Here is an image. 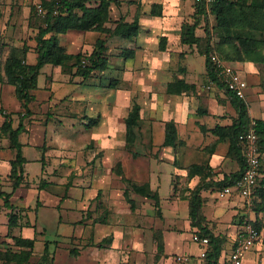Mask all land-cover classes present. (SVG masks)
<instances>
[{"label": "crops", "instance_id": "0c3cea01", "mask_svg": "<svg viewBox=\"0 0 264 264\" xmlns=\"http://www.w3.org/2000/svg\"><path fill=\"white\" fill-rule=\"evenodd\" d=\"M191 3L192 0H140V6H138L140 9L139 30L136 36L131 39H123L115 35L111 36L110 34L105 36L95 31L85 32L82 51L86 50L90 53L95 41L98 38H105L109 64L105 70L95 71L87 78L63 73L59 70L60 67H53L51 64H45L39 69L36 88L29 92L33 100L28 104V113L22 120L23 130L18 135V142L21 144V152L25 162L23 164V179L15 188L12 186L9 174L11 172V161L15 158L16 151L11 147V143L5 133L1 132V126L6 121L11 124V129H16L20 122V117L25 114V111L17 99L14 85L10 84L7 80L4 64L10 49H22L26 47L23 63L25 65H34L37 60L35 52L36 42L35 39L21 40L20 37L14 35L17 31L20 32L16 28V32L13 28L8 31L9 38L0 39V252L5 251L7 248L17 251L19 248L14 245L13 237H21L35 240L33 256L38 257L43 253L44 243L48 242L49 252L53 255L54 264L55 251H52V246L58 247L60 240L63 238L67 239L68 235H56L55 233L56 237L53 240H47L43 236L44 231H37L35 229L40 211L51 209L55 213V220L58 214L57 226L63 222L62 213L64 215L71 212L79 214V219L77 220L78 231L72 237L77 239L76 242L80 241L81 246L75 255H80L82 252L85 253L88 250L87 252L95 256L97 264L109 263L107 261V252L112 250L111 246L115 239L111 231H115L114 229L117 227L115 218V214L117 213L116 209L109 205L111 203L109 199L107 209L101 211L99 206L100 198L97 199L101 188H94L93 184H91L87 187L85 186V188L82 187L85 190L75 195L70 191L73 187L68 188L66 184H55L49 181L48 183L40 182L37 185L36 182L37 179L43 177V157L49 156V152L51 151V145L44 144L45 135L52 133L56 141L65 145L68 143V133L66 132L64 135H61L62 130L57 129V123L60 122L61 125L68 127L72 121L74 122L73 118L70 119V117H74L75 119V113L78 115L77 110L73 113L67 112L71 108L68 105V101L77 102V106L81 108V113L82 110L87 108L90 109V113H93L92 110L96 109V105H98L97 102L95 103L92 99H86L84 96L72 97V94L66 87L72 84H77V86L85 85L89 81L96 80L95 78L99 77L98 86L106 83L102 81L105 78L108 80L107 92L110 94L111 92H118V95L113 99V107L117 105L123 106V109L129 112L134 102L139 104L140 117L138 129L135 130V142L141 140L143 143H150L152 141L159 143V149L161 150L158 153V158L152 156L149 149L142 150L141 154L134 151L129 156L131 159L137 158L139 155L144 158L147 167H149L148 178L144 182L139 181L136 184L148 182L150 189L158 192L161 206L163 199L159 193L161 171L153 168L155 166H163L169 175L170 190L165 196L166 200L169 196L173 195L172 175L177 170L184 171V166L177 164L178 157L177 153L174 152L175 149L163 145L166 123L169 121L174 123L176 142L177 140L184 142L187 135H189V139L186 140L188 142L197 141L199 145L204 142L203 147L198 146L199 149L195 147L198 157L195 156L193 161L188 165H200L204 167L203 176L195 174L189 177L185 193L187 197L183 196V200L174 199L173 201L174 207L183 206L186 209L182 226L178 224L180 217L179 209H175L172 211L171 225H166L167 217L165 213L153 219L139 212L138 217L143 219L144 224L136 223V225H132L131 223L128 224L129 221H127L126 224L131 226V230H139L143 237L147 239L148 236H152L156 232L161 233L163 238V254L166 256V260L171 255L186 254L191 257L194 256L192 261L196 259L198 261L196 262L197 264H205L206 261L199 259V254H195L197 255L195 256L182 250L179 232L186 230L190 235L193 233L203 235L205 232H208L222 241L220 255L216 264H228L229 253L235 243L236 235L240 229L239 226H241L245 218H248L253 223L254 221L258 223L261 241L246 253L244 261L246 264H256L259 261L264 264V154H261L263 170L258 178L260 184H258L259 188L255 193V202L251 210L244 207L242 199L235 192L222 199L217 197V192L221 189L224 178L234 174L239 168L236 161L229 158L227 154V147L230 144L231 138L226 132V129L234 124L238 113L225 90L217 88L207 77L204 57L198 55L199 58H197L191 51L183 49V44H181V27L184 23L189 22L186 19L187 16L189 17L190 15L191 17L192 14ZM126 4V2L121 4L119 9L114 5L110 8L109 16L113 21L118 20L121 16L127 22L132 21L136 12H134L132 17H128L126 11L129 6L127 7ZM130 8L133 7L130 6ZM5 25L4 23L1 24V32H3ZM25 25L22 23V27L25 26L26 28L25 30L29 29L27 21H25ZM114 26L111 24L110 28H114ZM197 36L199 35L197 34ZM161 43L165 45L164 51L159 50ZM122 50H132L133 53L124 59L121 55ZM196 58L197 65L194 68ZM171 61L177 64L180 63L181 65L179 64L175 68L176 70L172 69L169 67V62ZM240 67L242 68L241 72L243 75L246 74L251 78H264L263 63L250 61L240 64ZM41 76H44L42 84L39 82ZM175 80H182L191 88L182 89L179 94H169L167 86ZM207 87L209 89H206ZM121 92L124 94L123 96H120ZM254 93L256 94L255 102L258 104L257 107L263 109V92L259 93V91H255ZM110 103H107V110L110 107ZM52 111L55 113L50 118L48 115ZM248 114L250 120L253 118L254 120L264 122V116H261L260 113L257 115L255 113L252 115ZM4 115H8V118H5ZM83 115L94 119V117L86 115V113ZM82 117L80 119L84 118ZM88 121L90 122L91 120L85 118L84 121H79L86 129L83 130L84 132L82 130H78V132L84 134L90 130L91 135H94L97 143L104 142L98 131L99 125L90 124L87 127ZM41 130L43 131V138L39 134L35 140L32 139L31 142L28 140L30 139L28 137L34 135L35 132L40 133ZM106 132V138L108 139L111 133L107 130ZM243 135L244 133H242L241 137ZM31 147L35 148V154L29 158L26 150L31 149ZM45 147L47 151L43 149ZM29 164L35 166V171L32 175L27 171ZM121 164L124 171L123 161ZM154 174L157 181L156 184H153L152 175ZM201 184L203 187L200 191L202 200L200 215L198 220L192 221L189 216L190 193ZM124 187L122 184L117 187H110V197L115 193L117 195L119 193V197L122 199ZM75 196L79 198V201L76 199L79 203L77 206H73L72 203L69 204L70 199H73ZM139 197L147 203L149 202L148 200H151L142 196ZM130 198L135 201L134 197ZM120 206L122 207V205ZM133 210L130 208L124 210L125 212L122 211L124 212L121 215L123 218L120 219L127 220L131 217L128 214L134 213ZM153 211L155 213L154 207ZM101 212H103L105 218L100 223V220L97 219L100 217ZM149 212L152 213L151 211ZM11 215L17 216V224L9 229V218ZM133 221L135 222L136 220ZM121 225L124 228L127 227L125 226V222H122ZM98 226L107 228L108 234H100V236L102 235V239L106 235L110 236L112 239L111 245L101 244L102 239H100V236L93 241L92 236L95 235L94 229H97ZM91 230H93V235L91 234ZM105 242L108 243L107 241ZM38 243H40L41 247L37 253L35 248ZM96 245H101L102 248H98ZM175 247L177 251L174 249ZM150 249L153 253L157 250V247H153L152 245ZM209 250L210 247H208L207 252ZM145 251L147 250H139V253Z\"/></svg>", "mask_w": 264, "mask_h": 264}, {"label": "rangeland", "instance_id": "374dc122", "mask_svg": "<svg viewBox=\"0 0 264 264\" xmlns=\"http://www.w3.org/2000/svg\"><path fill=\"white\" fill-rule=\"evenodd\" d=\"M44 0H0V26L1 24H6L3 28V32L0 31V39L9 38L8 37V31L11 30V28H15L20 30L15 31L16 33L14 35L21 38V40H32L35 39V36L37 34V24L40 22V18L43 15V11H38L39 4L42 3ZM48 1V0H45ZM196 1L199 2V0H192V14L191 17L187 16V19L190 23L195 21L196 18V9H195V3ZM127 11L126 14L128 17H132L134 12H136L139 7L136 5H128L126 4ZM133 7V8H130ZM135 6V7H134ZM195 16V17H194ZM202 20L199 21V25L196 27V34L203 37L205 35L204 29L205 26L209 29L213 26H215V18L210 12L207 15V23L203 18H200ZM35 20H37V24L35 23ZM25 21H27L28 28L25 30ZM188 22V23H189ZM22 23L25 25L22 27ZM106 26L110 27L111 24H107ZM237 34L245 36H253L255 38H260L261 42L264 41V34H260L258 32H247L246 29L242 27H236ZM212 35L211 38V44L217 43L218 38L215 36V32H210ZM2 34V35H1ZM50 35V34H49ZM84 37L85 33L78 30H69L64 34H58V45L63 47L64 52L67 55H76L78 53H84L88 54V51H82V44L84 43ZM263 43H261V50L262 53H264V46H262ZM239 45H229L227 48H224L223 52L220 53L217 49L213 50L211 53V57L221 61L222 64L225 65V67L230 68L234 71H237L242 79L245 82V87L243 89V99L247 103L248 113L250 115L254 114L257 115L260 113L261 116H264V108L259 109L257 102H255V91H259V93L263 92L264 94V78H251L248 77V75H243L242 68L240 67V64H244L245 62L250 61H242L237 57L236 54V48H238ZM183 49L189 50L192 52V54L196 55L197 58L198 55V48L196 45L188 46L183 44ZM259 54V53H258ZM264 55V54H263ZM203 57V56H202ZM197 58L195 59V66ZM85 60H87L85 58ZM72 62V61H71ZM69 61V63H71ZM88 63V62H87ZM130 64V63H128ZM180 64V63H179ZM179 64L176 62H169L170 68H176ZM181 65V64H180ZM176 70V69H175ZM74 71V70H73ZM101 78V77H100ZM44 76H41L39 78L40 84L43 83ZM80 79V78H79ZM96 80H91L85 85H79L72 84L70 86H67L66 89L72 94V97L77 96H84V98L93 100L95 103L97 102L98 105H96V109H93L90 113V109H84L81 113V108H79L77 105L78 103L75 101H68V105L71 107L68 109L67 112L73 113L78 112V115L75 113V119L74 117H70V119L73 118L74 122L72 121L71 125L66 127L65 125H61L60 122L57 123V129L62 130L61 135H64V133H68V143L65 145L64 143H60L55 140V137L52 133H47L45 135V141L44 144L51 145L50 146V152L49 156L43 157V177L41 179H37V185L40 184V182L48 183L49 181L51 183L55 184H66L67 187L73 189H70L72 194L78 195L83 190H85V186H89L93 184L94 188L100 187V209L101 211L103 209H107L108 205V199L110 200L111 205L114 209H116L115 218L117 222V227L114 229L115 231H111L112 234H114V240L112 242H100L101 244H109L112 243V250L107 252V261L109 263L106 264H197L196 259H193L194 256H189L186 254L182 255H171L170 258L164 256L163 252H159L158 250H155L153 253L151 252L150 247L153 245V247H156L157 243H159L158 235L154 233L152 236H148V239L143 237V235L140 233L139 230H131V226L128 224L136 225V223L143 225L144 221L143 219L138 217L139 212L141 214H145L146 216L150 218H158L162 216L163 213L166 215V225H171V217H173L172 211L175 209H179V226H182L183 224V216L185 214V207L179 206L174 207L173 201L174 199H180L183 200V196H185V193L187 191L186 187L188 186L187 183V170L189 164L191 161H193V158L197 154V149H199L198 146L203 147L204 142H202L200 145L197 141H186L189 139V135L185 137V141L177 140V145L175 148V151L177 154V164L180 166H184L183 170H177L175 174L171 177V182L173 184V195L169 196V198L166 200L165 196L168 193L169 189V175L166 173L165 168L163 166H155L153 169H156L158 171H161L160 175V196L162 199V206L160 204L158 210L155 209L152 212L153 209V201L148 200L149 204L145 202V200H142L141 197L136 196L134 192L129 193V197H134L136 204L134 205V208L136 210H133L134 213L128 214L131 215L127 220H123L120 218L122 213H124L126 209H130L129 203L125 201V198L122 194V199L115 193L110 197L109 194V188L110 187H117L121 185L120 183V175L116 172L117 169V163L120 161H123L124 165V171L126 176L132 180L134 183L147 180L148 178V171L149 167H147L146 162L144 158L139 155L137 158H130V153L137 152L138 154H141L142 150L149 149L152 156L155 158H158V153L161 149L159 146V143L157 141H152L150 143L142 142L141 140L135 142L134 145L131 146V144L126 143L125 141V118L127 115V110L123 109V106H115L113 107V99L118 95V92H111L108 93V87H107V81L105 78L102 80L103 82H106L104 84H101L98 86L99 77L95 78ZM206 89H209L207 87ZM124 94L121 92L120 96H123ZM95 98V100H94ZM110 103V107L107 108V103ZM67 105V104H66ZM122 105H124L122 103ZM84 107V105H83ZM113 109V111H112ZM80 110V111H79ZM53 112V111H52ZM50 113L48 117L52 118L54 116V113ZM86 113V115H89L91 117H94V119H97V124L99 125L98 131L100 132V137L103 138L104 142L97 143L96 138L94 135H91L90 130H88L86 133H79L78 130H84L86 127L79 123V121H84L85 118L87 120H93L91 118H87V116L83 115ZM84 117H82V116ZM146 115V113H145ZM249 116V114H248ZM83 119H80V118ZM145 119V118H144ZM253 118H251L252 120ZM54 120V119H53ZM250 120V121H251ZM55 122V120H54ZM86 122V121H85ZM89 122V121H88ZM91 123V121L89 122ZM73 124V125H72ZM58 130V131H59ZM107 131H109L111 134L108 136V139L106 138ZM43 131L41 130L40 133H36L34 135H31V137H28L30 139V142L32 139L35 140V138L40 134V136L43 138ZM84 132V131H83ZM242 135V134H241ZM239 136V142L241 143L242 137ZM94 137V138H93ZM94 139V140H93ZM90 143V144H89ZM195 147H198L197 149ZM35 148L26 150L27 156L30 158L32 157L35 152ZM45 151H47V148H43ZM196 149V150H195ZM136 155V154H135ZM113 168V169H112ZM27 171L29 174H33L35 171V166L32 164H29L27 167ZM183 173V174H181ZM186 173V174H185ZM185 174V177H184ZM151 176V175H150ZM153 178V184H156V177L155 174L152 175ZM116 183V184H115ZM119 183V185H117ZM115 184V185H114ZM84 185V186H81ZM110 185V186H109ZM123 185V184H122ZM84 187V188H82ZM126 187H129V185ZM64 188V187H63ZM112 189V188H111ZM123 192V191H122ZM110 197V198H109ZM187 197V196H185ZM78 196L73 197V199H70L69 204L72 203L73 206H77L79 203ZM122 201V202H119ZM134 201V202H135ZM122 205V207L120 206ZM70 210V209H69ZM73 211V210H72ZM124 211V212H122ZM138 211V213H137ZM151 211L152 213H150ZM157 211V213H156ZM177 211V210H176ZM77 213V212H76ZM76 213H69V214H63L62 213V220L60 225L57 226V215L55 220V213L51 209H45L40 211L38 218L36 220V226L35 229L37 231H44V238L47 240H53L56 236L54 235H68L67 239H62L59 242L58 247L52 246V251H55L54 258L55 262L54 264H97L95 256L90 254L89 252L81 253L80 255H75L77 253V250L81 246L80 241L76 242L77 239L75 237H72L73 234H77V220L79 219V214ZM156 214V216H155ZM103 212L100 214V220L103 219ZM158 216V217H157ZM131 220V221H130ZM133 220H136L135 222ZM128 224H126V222ZM141 221V222H140ZM122 222H125V226L122 227ZM96 223V222H95ZM101 223V222H100ZM22 224V222H20ZM177 225V223H175ZM94 227V226H93ZM139 227V226H137ZM135 228V226H133ZM104 226H98L95 230V235H93V230H91V234L93 241L100 236V234H108V230ZM125 229V230H122ZM90 232V231H89ZM134 232V233H133ZM137 232V233H135ZM130 235V236H129ZM102 236V235H101ZM100 236V239L102 237ZM58 237V236H57ZM87 237V236H86ZM106 237L110 236H104L103 239H106ZM91 239V240H92ZM102 239V240H103ZM149 240V241H148ZM172 240V239H171ZM153 241V242H151ZM179 241L180 246H182V250L185 253L188 254H200V251L202 248L194 243L191 240L190 233L185 231L179 232ZM171 243V242H170ZM150 244V245H149ZM98 248H102L101 245H96ZM40 243L37 244L35 251L40 250ZM146 249L147 251L143 253H139V250ZM176 251V247L174 248ZM69 251H72L71 253ZM38 253V252H37ZM36 253V254H37ZM51 253H48L47 260L43 261V264L46 262H49ZM195 255V256H197ZM53 256V255H52ZM184 258H187L188 261H184ZM46 263V264H47ZM0 264H7L3 261H0Z\"/></svg>", "mask_w": 264, "mask_h": 264}, {"label": "trees", "instance_id": "16d2710c", "mask_svg": "<svg viewBox=\"0 0 264 264\" xmlns=\"http://www.w3.org/2000/svg\"><path fill=\"white\" fill-rule=\"evenodd\" d=\"M140 0H48L42 1L40 7L42 8L43 15L40 22L37 24V34L35 36V52L37 60L34 65H25L26 47L22 49H10L8 57L4 64V71L7 80L10 84L14 85L17 99L20 101L22 109L25 111L21 115L20 122L16 129H11V124L6 122L1 126V132L5 133L8 137L11 147L16 151L15 158L11 161V172L9 174L12 181L13 188L17 187L23 179V164L25 162L21 152V144L18 142V135L23 130L22 120L28 113V104L33 100L30 95V90L36 88L37 77L39 69L45 64H51L53 67H60L59 70L63 73L72 74L73 76L79 75L82 78H87L95 71H102L108 68V54L106 39L98 38L95 41L92 51L88 54L78 53L76 55H67L63 47L58 45V34H64L69 30H78L82 32L95 31L108 36H117L123 39H131L138 33L139 30V12L138 9L132 18V21L127 22L121 16L118 20H114L109 16L110 8L114 5L118 9L124 2L132 5H139ZM196 18L192 23H184L181 27V44L193 46L196 45L198 53L205 59V68L207 77L219 89H224L220 83L215 68L211 62V53L217 49L220 53L224 48L229 45L238 44L236 54L242 61H254L264 64V53L261 50V43L264 46V41L261 42L260 38L253 36L238 35L236 27H242L247 32H258L264 34V0H219L208 6L201 1L195 3ZM210 12L215 18V26L207 28L205 26L203 37L197 36L196 27L200 24L199 21L203 18L207 23V15ZM193 17V14H192ZM195 17V16H194ZM107 24L115 25L114 28L106 26ZM210 32H215L217 43L211 44L212 35ZM50 34V35H49ZM159 50L164 51L165 45L162 43ZM133 53L132 50H122V57L125 59L128 55ZM259 53V54H258ZM85 58L87 60H85ZM86 61L83 67L81 62ZM69 61L71 63H69ZM88 62V63H87ZM74 70V71H73ZM182 80H175L168 84L167 92L169 94H179L182 89H190ZM226 92V91H225ZM229 96L233 107L236 108L238 117L234 124L226 129L230 135L231 141L228 148L229 158L236 161L239 166L238 171L230 176L224 178L222 187L232 185L241 175L243 170V159L241 154L239 136L246 133L250 125L248 116V108L245 101L234 94L226 92ZM140 106L134 102L130 108L124 122H125V141L128 144H135V133L138 129V121L140 117ZM8 118V115H4ZM255 130L257 134V144L260 154H264V122L255 120ZM96 125L97 119L91 120L89 125ZM164 146L175 149L176 142V128L172 121L166 123ZM113 169V168H112ZM204 167L192 165L186 168L187 177H192L195 174L203 176ZM262 161L259 169V174L262 173ZM116 172L120 175V183L125 187L123 188V196L125 201L129 203L130 208L134 209L135 202L129 197V193L134 192L139 196L153 200V207L158 210L160 206V198L157 191L150 189L148 182L143 184H136L130 180L124 173L122 164L117 163ZM259 180L255 186V193L258 191ZM126 185L129 187H126ZM203 185H199L190 193L189 199V216L192 221L198 220L202 206L200 191ZM100 198V193L97 199ZM7 204V202H5ZM100 205V204H99ZM157 213V211H156ZM158 214V213H157ZM100 218V217H99ZM97 220H100V219ZM105 217L103 216V219ZM102 219V221H103ZM100 220V222H102ZM17 224V216L11 215L9 218V229ZM254 226L259 229V225L254 221ZM158 235L159 243L156 247L159 252H163V238L161 233L156 232ZM202 236L209 238L210 250L207 252L205 264H216L220 255L222 241L214 237L212 234L205 232ZM111 237H106L102 241L111 242ZM14 245L19 249L12 251L7 248L5 251L0 252V261L7 264H43L47 260L49 253V243H44L43 253L35 257L33 256L34 239H24L21 237H13ZM72 251H70L71 253ZM47 263V262H46ZM45 263V264H46ZM53 264V256L50 255L49 262Z\"/></svg>", "mask_w": 264, "mask_h": 264}, {"label": "built area", "instance_id": "2783aa9c", "mask_svg": "<svg viewBox=\"0 0 264 264\" xmlns=\"http://www.w3.org/2000/svg\"><path fill=\"white\" fill-rule=\"evenodd\" d=\"M206 6L219 0H199ZM38 11L42 12V8L38 6ZM213 68L217 73L220 83L224 86V90L228 93L234 94L236 97H243V89L245 82L241 75L230 68L225 67L221 61L211 57ZM82 66L86 65V61L82 60ZM255 120L250 121V125L246 133L242 136L240 143L241 154L243 159V170L240 177L229 186L221 187L217 192V197L222 199L235 192L243 201L246 209L251 210L255 202V186L260 176L259 169L261 166V154L258 150L257 134L255 130ZM239 231L236 235V240L228 257V264H246L244 257L246 253L261 241L260 231L253 225V222L245 218L239 226ZM191 240L199 245L202 250L199 254V259L205 261L207 249L209 247V238L198 233L191 235ZM184 261H188L184 258ZM256 264H262L261 261Z\"/></svg>", "mask_w": 264, "mask_h": 264}]
</instances>
